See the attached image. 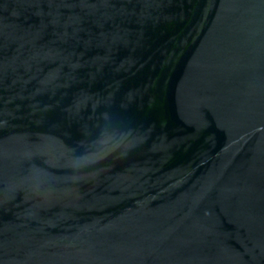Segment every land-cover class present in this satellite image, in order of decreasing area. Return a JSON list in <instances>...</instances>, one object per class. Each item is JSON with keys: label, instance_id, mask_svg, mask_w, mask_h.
Wrapping results in <instances>:
<instances>
[{"label": "water", "instance_id": "obj_1", "mask_svg": "<svg viewBox=\"0 0 264 264\" xmlns=\"http://www.w3.org/2000/svg\"><path fill=\"white\" fill-rule=\"evenodd\" d=\"M0 264H264V0H0Z\"/></svg>", "mask_w": 264, "mask_h": 264}]
</instances>
